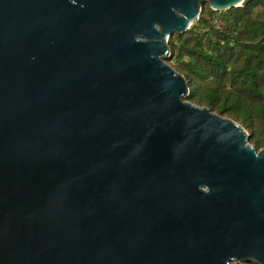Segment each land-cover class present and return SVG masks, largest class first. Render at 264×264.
<instances>
[{"label": "water", "instance_id": "water-1", "mask_svg": "<svg viewBox=\"0 0 264 264\" xmlns=\"http://www.w3.org/2000/svg\"><path fill=\"white\" fill-rule=\"evenodd\" d=\"M201 1L0 0V264H264V147L163 59Z\"/></svg>", "mask_w": 264, "mask_h": 264}, {"label": "rangeland", "instance_id": "rangeland-1", "mask_svg": "<svg viewBox=\"0 0 264 264\" xmlns=\"http://www.w3.org/2000/svg\"><path fill=\"white\" fill-rule=\"evenodd\" d=\"M201 7L199 18L188 30L172 32L169 53L163 59L185 78L189 88L186 101L240 124L250 143L261 149L264 146L256 145L251 134L264 143V78L259 77L261 95L256 96L249 82H244L241 68L252 62L264 71V51L258 48L264 39V7L214 9L209 0H202ZM212 54L222 57L223 65L214 62ZM241 262L261 264L255 259Z\"/></svg>", "mask_w": 264, "mask_h": 264}, {"label": "trees", "instance_id": "trees-1", "mask_svg": "<svg viewBox=\"0 0 264 264\" xmlns=\"http://www.w3.org/2000/svg\"><path fill=\"white\" fill-rule=\"evenodd\" d=\"M257 4H261L264 7V0H246L242 6H238V7H241L244 9H251ZM258 48H259V51H264V39H262L259 42ZM211 56L214 62H217L220 65H223L224 59H221L222 57H219L216 54H212ZM241 71H243V74L245 75L244 82L246 81L249 82L250 91L256 96L261 95V89H260L258 80L260 76L264 78V71L262 67L259 66L258 64L254 65L252 62H250V63H246L241 68ZM190 98H193V96H191ZM220 112H225V110L220 109ZM251 136H253L254 143H256V145L260 147L264 146V143L262 142V138L260 136L253 135V134H251Z\"/></svg>", "mask_w": 264, "mask_h": 264}]
</instances>
